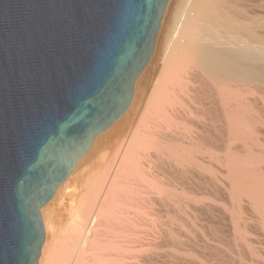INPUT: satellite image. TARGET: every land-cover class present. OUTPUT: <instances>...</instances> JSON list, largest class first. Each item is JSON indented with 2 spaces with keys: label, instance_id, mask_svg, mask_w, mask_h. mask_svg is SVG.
Here are the masks:
<instances>
[{
  "label": "bare ground",
  "instance_id": "bare-ground-1",
  "mask_svg": "<svg viewBox=\"0 0 264 264\" xmlns=\"http://www.w3.org/2000/svg\"><path fill=\"white\" fill-rule=\"evenodd\" d=\"M189 213L246 246L258 233L239 264H264V0H168L128 108L41 209L38 264H127L144 230L194 238L173 226Z\"/></svg>",
  "mask_w": 264,
  "mask_h": 264
},
{
  "label": "water",
  "instance_id": "water-1",
  "mask_svg": "<svg viewBox=\"0 0 264 264\" xmlns=\"http://www.w3.org/2000/svg\"><path fill=\"white\" fill-rule=\"evenodd\" d=\"M168 0H0V264H38L41 209L128 108Z\"/></svg>",
  "mask_w": 264,
  "mask_h": 264
},
{
  "label": "rangeland",
  "instance_id": "rangeland-1",
  "mask_svg": "<svg viewBox=\"0 0 264 264\" xmlns=\"http://www.w3.org/2000/svg\"><path fill=\"white\" fill-rule=\"evenodd\" d=\"M97 135H99V134H96L94 137H93V139H92V141L96 138V136ZM187 216L186 217V219H185V216ZM189 215V216H188ZM182 216V217H181ZM190 219H189V218ZM181 219V220H180ZM185 219V220H184ZM178 220V221H177ZM177 220H174V222H173V226H174V228L175 229H177V231H179V232H181L182 233V231H183V233H189V236H190V232H193V233H191V236L192 237H194V238H191L190 237V239L189 240H187L186 238H181L182 240H180V239H175V240H173V241H167V242H165L164 243V247H162V245H163V242H159V241H161V240H157L156 241V237H155V239H151V238H149L150 239V241H148L149 239H148V237H152V236H150V235H148L147 233L145 234V230L142 232V233H140V235H138L139 237L140 236H142V238H144V239H142L141 237L139 238L138 236H137V241H135L136 243V245H137V247H136V249L138 248V249H140V251L139 252H137L136 251V249H135V251L136 252H134L133 251V253H132V250L130 251V250H128V251H126V252H123L124 254L121 256L122 258V260L123 259H125L124 261L127 263V264H131V263H133V264H239L241 261H243L242 259L243 258H241V257H248V259L251 257V252L249 253V250H248V247H250L251 248V246L252 245H257V247L259 246L258 244H256L257 242V240L255 241V239H257V237L256 236H258L257 234L258 233H256V234H254V232L252 231V233H251V235H250V237L252 238L253 236V238H252V241H253V243H252V245H248L247 244V246L246 245H244V244H246L244 241V243H242L241 241H239V240H237V239H233V238H235V237H233L232 235L230 236V233L232 234L233 232V229H232V227H231V225L230 224H228V225H225V226H227V227H224L225 228V232L226 231H228V232H226L228 235L226 236V237H223L222 235H220V234H217V233H214L213 234V232L214 231H212L211 230V228L209 229V226L207 225V220L206 221H204L203 220V222H202V220L200 221V220H197V222H195L196 221V218H194V216H192V214L190 215V213L189 214H180V215H178L177 216ZM193 222H192V221ZM183 221V222H182ZM188 221V222H187ZM178 222V223H177ZM180 222V223H179ZM185 222V223H184ZM187 222V223H186ZM194 223V224H193ZM177 224V225H176ZM181 224H182V228H181ZM184 224V225H183ZM197 224H199V225H197ZM177 227H176V226ZM188 225V226H187ZM194 225V226H193ZM206 225V226H205ZM140 227H141V225H140ZM145 228L147 227V226H144ZM180 227V228H179ZM183 227H186V228H183ZM188 227V228H187ZM207 227V228H206ZM229 227V228H228ZM196 228V229H195ZM199 228H200V230H199ZM201 228H203V229H201ZM142 229H144L143 227H142ZM180 229H182L181 231H180ZM183 229H185L186 231H184ZM208 229H209V231H208ZM230 229V230H229ZM188 230V231H187ZM190 231V232H189ZM195 231V232H194ZM229 231H231V232H229ZM203 232V233H202ZM208 232V233H207ZM195 233H196V235H195ZM207 235H205V234ZM145 235V237H147V238H145V237H143L144 235ZM200 234V235H199ZM202 234V235H201ZM204 234V235H203ZM210 234V235H209ZM217 234V235H216ZM250 234V233H249ZM252 234H254V235H252ZM147 235V236H146ZM158 235V234H157ZM194 235V236H193ZM199 236H200V238H199ZM205 236V238L203 239V237ZM216 236V237H215ZM219 236V237H218ZM220 236H221V238H220ZM211 237V238H210ZM256 237V238H255ZM197 238V240H194V239H196ZM207 238V239H206ZM228 238V239H227ZM232 240H231V239ZM146 239V240H145ZM157 239H159V236L157 237ZM187 241H186V240ZM198 239H199V241H198ZM254 239V240H253ZM139 240H141V241H143V242H141V241H139ZM176 240H177V243H176ZM191 240V241H190ZM194 240V241H193ZM202 240V241H201ZM231 240V241H230ZM145 241V242H144ZM152 241V242H151ZM156 241V242H155ZM174 241H175V243H174ZM183 241V242H182ZM193 241V242H192ZM199 242V247H200V249L197 247V245H198V242ZM214 241H215V243H214ZM221 241H225V242H221ZM228 242V244H227V242ZM233 241V242H232ZM237 241V242H236ZM148 242H150V243H148ZM182 242V243H181ZM190 243V244H187V243ZM195 242V243H194ZM197 242V243H196ZM210 242H212V243H210ZM221 242V243H220ZM256 242V243H255ZM137 243H140V244H137ZM144 243V244H143ZM153 243V244H152ZM186 243V244H185ZM193 243H194V245H193ZM207 243H208V245H207ZM210 243V244H209ZM240 243V244H239ZM146 244V245H145ZM151 244V245H150ZM155 244V245H154ZM167 244H169L167 247H169L168 248V250H167V247L165 246V245H167ZM174 244H177V245H174ZM182 244V245H181ZM197 244V245H196ZM203 244V245H202ZM224 244V245H223ZM157 245H159V246H157ZM178 245H179V247H178ZM181 245V246H180ZM186 245V246H185ZM190 245V246H189ZM196 245V246H195ZM210 245H211V247H210ZM221 245V246H220ZM231 245V246H230ZM234 245V246H233ZM237 245V246H236ZM241 245V246H240ZM141 246V247H140ZM146 246H150V248H152V247H154V248H152L151 250H150V248L148 249L147 248V250H146ZM171 246V247H170ZM175 246V247H174ZM177 246V247H176ZM187 246H189V248L187 247ZM206 248H205V247ZM207 246H209L208 248H210V249H207ZM213 246V247H212ZM215 246H217V248H215ZM230 246V247H229ZM236 246V247H235ZM239 246V247H238ZM157 247V248H156ZM166 247V248H165ZM192 249H191V248ZM197 247V248H196ZM202 247V248H201ZM225 247H227V248H225ZM228 247H229V249H228ZM234 247V248H233ZM156 248V249H155ZM173 248V249H172ZM176 248V249H175ZM179 248V249H178ZM186 248V249H185ZM194 248H196V249H194ZM205 249V251H204V249ZM223 248V249H222ZM225 248V249H224ZM234 250H233V249ZM241 248H242V250L244 251H242L241 250ZM160 251H159V250ZM163 249H164V252H163ZM181 249V250H180ZM182 249H184V251L182 250ZM189 249V250H188ZM212 249V250H211ZM215 251H214V250ZM220 249H221V251H222V253H224V254H222L221 253V251H220ZM230 249H232L231 251H230ZM240 249V250H239ZM149 250V251H148ZM154 250H156V251H154ZM166 250L169 252V250H170V253H168V252H166ZM172 250V251H171ZM176 250H178V251H176ZM191 250V251H190ZM201 250V251H200ZM207 250H209L210 251V253H209V251H207ZM147 251V252H146ZM184 253H186V256H185V254H183V252ZM186 251H188V252H186ZM214 251V252H213ZM218 251V252H217ZM220 251V252H219ZM233 251V252H232ZM248 251V252H247ZM155 252V253H154ZM177 252V253H176ZM181 252V253H180ZM232 252V253H231ZM240 252V253H239ZM153 253V254H152ZM164 254V256L162 255V254ZM166 253H167V256H166ZM172 253V254H171ZM180 253V254H179ZM202 253V254H201ZM205 253V254H204ZM212 253H214V254H212ZM219 253H221V255L219 254ZM229 253V254H228ZM234 253V254H233ZM239 253V254H238ZM209 254V255H208ZM212 255V258H211V255ZM217 256H216V255ZM219 254V255H218ZM231 254V255H230ZM240 254H242V255H240ZM244 254H246L247 256H245ZM150 255V256H149ZM157 255V256H156ZM168 255H171V257L173 258V259H171L170 258V256L168 257ZM173 255V256H172ZM225 255H227V256H225ZM233 255V256H232ZM240 255V256H239ZM149 258H148V257ZM163 256V257H162ZM166 256V257H165ZM175 256V257H174ZM215 256V257H214ZM219 256H220V258H219ZM223 256V257H222ZM151 257V258H150ZM159 257V258H158ZM162 257V258H161ZM165 257V258H164ZM167 257L168 258H170V259H168L167 261H165L166 263H164V262H162V261H164V260H166L167 259ZM228 257V258H227ZM148 258V259H147ZM155 258V259H154ZM175 258V259H174ZM178 260H177V259ZM186 258V259H185ZM226 258V259H225ZM232 258V259H231ZM145 259V260H144ZM152 259V260H151ZM158 259V260H157ZM163 259V260H162ZM186 260V262H185V260ZM221 259V260H220ZM234 259V260H233ZM154 260V261H153ZM169 260H170V262H169ZM216 260H218V261H216ZM230 260V261H229ZM233 260V261H232ZM147 261H148V263H147ZM160 261V262H159ZM176 261V262H175ZM219 261H221L220 263H218ZM224 263H223V262ZM228 261V262H227ZM158 262V263H157ZM189 262V263H188ZM196 262V263H195ZM213 262V263H212ZM230 262V263H229ZM238 262V263H237Z\"/></svg>",
  "mask_w": 264,
  "mask_h": 264
}]
</instances>
